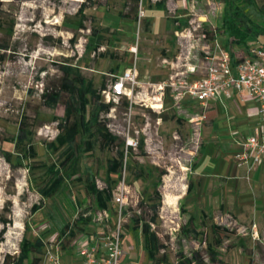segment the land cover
Instances as JSON below:
<instances>
[{
	"label": "rangeland",
	"instance_id": "rangeland-1",
	"mask_svg": "<svg viewBox=\"0 0 264 264\" xmlns=\"http://www.w3.org/2000/svg\"><path fill=\"white\" fill-rule=\"evenodd\" d=\"M156 1L0 0V264H10L17 258L26 232L28 237H41L46 242L43 264L49 261L47 248L59 251L62 257L64 248L57 245L59 229L74 222L79 214L99 211L84 181L66 182L56 195L46 199L37 190L36 181H41L44 164L58 157L46 143L55 140L60 132L59 121L54 116L64 115L68 95L63 93L61 102L53 108L45 102L44 93L60 85L64 76L62 67L65 64L80 66L100 88L103 79L108 85L111 83L117 63H121V71L129 67L126 63L129 55L137 50L140 80L168 78L174 70L164 65L162 59L165 56L175 59L180 54L174 19L181 15L188 18L184 28L192 22H202L205 30H215L217 40H223L225 0H166V11L152 8ZM82 6L86 15L84 25H80ZM240 7L249 18L264 23V0L240 3ZM148 19L153 25L146 28ZM12 21L13 29L10 28ZM155 22L161 25L157 30H154ZM94 29L106 38L99 49L94 43ZM212 41L211 38L201 41L194 53L202 58V44L212 45ZM231 43L228 41L229 45ZM259 45H262L261 40L256 37L247 42L248 49ZM240 48V44L232 43L231 49L237 58L242 52ZM192 61L197 62L195 58ZM198 70L196 78L203 75L200 67ZM103 100L107 102L104 95ZM127 101L126 97L122 98L100 118L119 136V142H124V147L129 135L145 141L144 150L140 147L130 150L129 162L150 173L144 180H135L131 171L125 170L118 184L125 187L123 208L140 209L146 216L149 214L146 205L156 200L151 198L154 191L162 194L159 218L152 225L165 244L160 256L165 254L172 264H178L180 254L196 258L192 264H264V167L257 165L239 172L240 177L227 186L223 195L225 207L213 206L209 224L199 227L204 236L185 235L182 227L190 213L197 215L198 224L201 219L199 207L193 206L187 188L195 176L194 164L205 142V122L198 119L202 107L195 101L176 104L172 95L166 98L161 112L140 104L130 109ZM22 116L29 118L26 126L34 132L33 143L39 155L22 164H13L2 152L10 150L14 159L18 156V149L10 139L18 135ZM115 151V148L103 151L97 147L92 153L82 152L81 176L93 172L97 185L105 186L106 161ZM161 173L162 180L158 182ZM34 204H39L41 209L33 214ZM116 208L113 203L111 212L115 217ZM212 223L229 231L225 233L223 245L216 247L219 252L216 262L211 260L207 249V242L213 236L209 228ZM129 226L126 220L122 243L127 254L120 257L119 264L133 261L134 264H158L146 258L144 238L139 237L137 246L135 233L130 232ZM134 245L137 250L132 251L131 261L129 251L136 248Z\"/></svg>",
	"mask_w": 264,
	"mask_h": 264
},
{
	"label": "trees",
	"instance_id": "trees-1",
	"mask_svg": "<svg viewBox=\"0 0 264 264\" xmlns=\"http://www.w3.org/2000/svg\"><path fill=\"white\" fill-rule=\"evenodd\" d=\"M256 0H225V10L223 16L222 29L227 37H235L236 42L246 45L251 37H256L261 40L262 47H264V23H258L249 18L240 3L252 2ZM157 10H167L166 0H158L151 6ZM84 7L79 10L81 16L80 25H84ZM177 23V29H181L188 25V18L182 16L174 19ZM1 23V21H0ZM150 20H146V28H149ZM14 21L11 22L10 28L13 29ZM107 29V28H106ZM207 38H215L216 31L206 30ZM92 35H95V47H99L104 43L105 36L100 34L97 29H94ZM227 44V43H226ZM8 46V45H7ZM112 55V54H111ZM114 55V54H113ZM237 61L234 60V63ZM121 67V63H117L115 70L112 74H117V70ZM63 80L58 87L52 92L47 89L44 93L45 102L50 107L56 108L61 102L62 94L68 95L65 100L64 115L54 116V119L59 121L60 132L55 140L46 143V147L58 153L55 161L49 164H44V172L41 176V181L37 182L36 186L38 192L43 198H50L56 195L62 188L65 187L66 182L78 180L85 182L86 191L92 195L100 205L99 210L108 209L111 211L109 202L113 200V190L120 182L124 175V158L125 148L124 142H119V136L114 134L108 126L101 120L102 113H108L114 106L113 102H105L103 100L102 91L107 87L106 79H103L100 88L97 87L93 78L87 77L80 66L72 64H65L62 67ZM128 106V102H126ZM27 116H22L21 126L19 133L16 137L10 139L14 142L15 149H18V156L14 159L13 153L10 150H4L2 153L5 158L13 164H22L24 160L35 159L38 157V150L33 143V130L29 129L27 124ZM179 119V118H177ZM97 147L103 151L115 148V155L106 161V178L105 186L99 187L96 182V175L93 172H88L84 177L81 176V153H92ZM145 141L140 140V148L144 150ZM128 153V166L126 170H130L135 180L145 179L150 172L142 166L139 168L129 162ZM112 174H116L117 178H113ZM162 180V173L158 177V182ZM193 181L190 180L187 188V194L190 192ZM151 198L156 200L151 205H146L149 209V214H139L132 211L128 218L130 222V229L138 230L144 236V244L149 260L155 261L158 264H172L169 257L163 254L160 256L161 250L165 247L160 240L157 232L152 229V223L156 222L159 218V208L162 203V194L154 191ZM141 206L144 207L143 202ZM185 212L186 208L182 207ZM41 209L39 204H34L31 208L32 213H36ZM112 213V212H111ZM126 213V212H125ZM117 216L112 214V219L115 221ZM210 212H202L200 223L198 224V217L190 214L187 223L182 227V232L185 235L193 233L195 236H204V232L198 230L200 226L209 224ZM93 221V213L87 212L79 214L74 222H69L60 228L58 241L61 247L71 244L76 237L84 233L86 230L85 225ZM11 221H7L9 223ZM210 230L213 234L212 239L207 243V249L210 258L213 262L219 260V252L216 247H220L224 243L225 233L229 231L227 228L212 223ZM6 229V228H5ZM29 225L26 230L28 231ZM46 242L43 238H30L27 232L24 234L20 243V252L10 264H42V252L46 249ZM196 258H188L180 254L178 264H192Z\"/></svg>",
	"mask_w": 264,
	"mask_h": 264
},
{
	"label": "built area",
	"instance_id": "built-area-1",
	"mask_svg": "<svg viewBox=\"0 0 264 264\" xmlns=\"http://www.w3.org/2000/svg\"><path fill=\"white\" fill-rule=\"evenodd\" d=\"M176 35L181 46L180 54L175 59H162L164 65H169L174 70L168 78L158 81L149 78L140 80L136 59L123 72L113 74L111 83L103 89L102 95L107 102L114 104L126 97L130 109L134 104H140L161 112L170 95L176 104L190 99L205 105L210 100L231 97L234 92L249 94L258 101L260 123L255 132L242 142V150L236 156L240 166L253 168L259 165L264 161V47L251 46L248 53L234 58L231 47L224 46L216 39L212 45L202 44L200 49L203 57L199 58L194 50L201 41L208 40L202 22H192L186 28L177 29ZM134 52L137 55V50ZM192 58L197 62L192 61ZM234 60L237 62L234 63ZM199 67L203 75L194 78ZM139 147L138 138L131 135L126 138L124 170L128 166V153ZM119 184L113 192V203L118 206L116 220L112 219V213L108 209L93 213V223L98 227L99 239L96 242L87 240L85 232L82 234L84 237L79 240L82 264H119L124 251L123 225L132 212L127 207L123 208L126 203L125 187ZM135 211L142 214L140 209ZM47 256L49 264H64L57 251L47 248Z\"/></svg>",
	"mask_w": 264,
	"mask_h": 264
},
{
	"label": "crops",
	"instance_id": "crops-1",
	"mask_svg": "<svg viewBox=\"0 0 264 264\" xmlns=\"http://www.w3.org/2000/svg\"><path fill=\"white\" fill-rule=\"evenodd\" d=\"M148 20L151 21L150 27H152V20ZM160 27V22L154 23V30H157ZM175 30H177V27H175ZM217 38L216 33L215 38L212 40L215 41ZM228 41L233 43L236 42V39L235 37H227L224 34L221 43L226 47H231L232 43L229 45ZM240 45L242 46V48H240L242 52L239 56L248 53L249 49L247 48V44ZM234 53L235 51L233 52L234 58H237ZM136 59L137 55L134 52H131L128 62H126L127 65L131 66ZM117 72V74L123 72L121 71V67L117 70ZM153 79L163 80L166 78L153 77ZM191 101L194 100L187 99L184 103ZM200 105L202 107V112L200 113L198 119L205 122V142L202 145L201 154L197 159V162L194 164L195 176L191 179L193 181V185L188 194L191 197L190 199L192 200L193 206L199 207L198 209L201 216L202 212H210L216 204H218L220 208H224L225 206L222 203V199L223 195L226 194L227 186L237 181L236 179L240 177L238 175L239 172H244V170L246 171L249 168L247 165L240 166L236 155L242 150V142L248 136L252 135L259 126L260 117L258 101L249 94L241 95L238 92H234L231 97L210 100L205 105L201 103ZM259 166V168H262V166L264 167V161L261 162ZM112 177L117 178V175L112 174ZM212 202H214V204ZM96 204L99 208L100 205H98L97 201ZM112 204L113 200L109 202L111 207ZM190 214L196 215L194 212ZM84 228L86 230L85 232H87L86 234L88 235L86 238L87 240L96 242L99 239L98 227L93 223V221H91L88 225H85ZM130 232L135 233L136 244L138 246V243H140L139 237H142V239L144 238L141 229H130ZM82 234L83 233L79 234L75 241H72L70 245L63 247L64 251L61 252V260L64 264L83 263V258L80 253L81 243L79 241L82 237H84ZM134 247L136 246L134 245ZM143 247V253H145L146 258L149 259L145 244H143ZM133 250L136 252L137 247L130 249L129 251L132 257L130 259L131 261H133L134 257L132 253ZM126 254L127 253L123 251L122 255L124 256ZM134 262L135 261H133L132 264H134Z\"/></svg>",
	"mask_w": 264,
	"mask_h": 264
}]
</instances>
